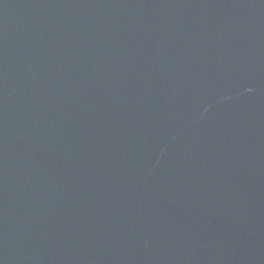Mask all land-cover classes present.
Returning a JSON list of instances; mask_svg holds the SVG:
<instances>
[{
	"label": "water",
	"instance_id": "1",
	"mask_svg": "<svg viewBox=\"0 0 264 264\" xmlns=\"http://www.w3.org/2000/svg\"><path fill=\"white\" fill-rule=\"evenodd\" d=\"M0 264H264V0H0Z\"/></svg>",
	"mask_w": 264,
	"mask_h": 264
}]
</instances>
